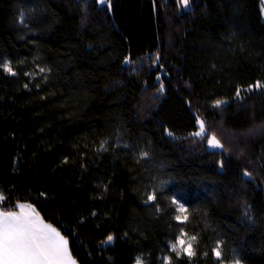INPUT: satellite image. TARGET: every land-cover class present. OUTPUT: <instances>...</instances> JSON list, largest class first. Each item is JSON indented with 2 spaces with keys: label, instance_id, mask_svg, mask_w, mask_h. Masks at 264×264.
Listing matches in <instances>:
<instances>
[{
  "label": "trees",
  "instance_id": "16d2710c",
  "mask_svg": "<svg viewBox=\"0 0 264 264\" xmlns=\"http://www.w3.org/2000/svg\"><path fill=\"white\" fill-rule=\"evenodd\" d=\"M257 82L261 0H0V211L32 205L77 264H264ZM180 232L192 260H163Z\"/></svg>",
  "mask_w": 264,
  "mask_h": 264
},
{
  "label": "snow or ice",
  "instance_id": "6c2138e0",
  "mask_svg": "<svg viewBox=\"0 0 264 264\" xmlns=\"http://www.w3.org/2000/svg\"><path fill=\"white\" fill-rule=\"evenodd\" d=\"M99 2L105 4L108 0H99ZM178 2L188 7L189 0H178ZM3 67L11 72L8 64ZM252 87L250 85L245 91H251ZM255 87L264 88V84L257 82ZM160 91L163 92V86ZM240 92L241 90L237 88L236 95L240 96ZM221 103V101L216 102L217 106ZM203 129L204 125L201 123V131L195 135H204ZM208 143L211 147H221L214 136L208 140ZM244 174L249 175L248 172ZM149 199L153 197L149 196ZM17 207L24 209L25 205L20 204ZM107 239L111 241L113 238L109 236ZM179 243L183 245L184 241L180 240ZM67 244L68 241L50 224L44 223L38 213L28 215L23 211L0 212V264H75L68 253ZM175 248L176 246L173 245L174 250ZM185 251L191 255V246L189 245ZM179 254L177 252V255ZM137 264H140L139 258Z\"/></svg>",
  "mask_w": 264,
  "mask_h": 264
},
{
  "label": "rangeland",
  "instance_id": "374dc122",
  "mask_svg": "<svg viewBox=\"0 0 264 264\" xmlns=\"http://www.w3.org/2000/svg\"><path fill=\"white\" fill-rule=\"evenodd\" d=\"M192 1L193 0H189L188 7H184L182 4H180V10L181 11L187 10L190 7V4H191ZM261 2H262L261 3V13H262V18L264 20V0H261ZM98 3H99V5H105V4H107V3L101 4L99 2V0H98ZM220 101L222 102L220 105L227 103L226 100H220ZM214 104H216V103H214ZM201 123L204 125L203 120L201 118H198V127H197V130L194 132L193 137L194 138H197V139L206 138V145H207L208 150H213V151H219V150H221V147H211L209 145L208 140L211 137H213V136H210V135L207 136L206 129H205V125H204V129H203L204 135H200V136L195 135V133L201 131ZM3 196L4 195L2 193H0V201L1 200H4V197ZM23 205H25V208L24 209H21V208L18 207V209L16 211H14V212H21V211H23L25 214H28V215H32L34 213H37V211L34 209V207L32 205L27 204V203H23ZM28 206H30V207H28ZM176 209H177V212H176V218H177V220L180 221V222H183L185 220V210H184V208L177 204V208ZM39 217H40V215H39ZM40 219L44 223H46L41 217H40ZM57 232H59V231H57ZM60 235H61V233H60ZM180 240H183L184 241V244L183 245H181L179 243ZM173 245L176 246L175 250L173 249ZM189 245L191 246V253H192L191 255H189L188 252L185 251V249H187ZM67 248H68V244H67ZM193 248H194V239L192 237L188 236V234H186L184 232H180V234L177 235L176 239L173 242H171V243L168 244L167 251H166L165 256L163 257V260H166L167 258H169L171 256H174L176 258L187 257L189 260H192V257L194 256L193 255L194 254L193 253ZM177 252H179L180 254L177 255ZM217 252H216V258H217V262H218L217 264H242L239 260H231L229 262L228 261H222L220 255L217 256ZM68 253L70 255L69 248H68ZM70 257H71V255H70ZM71 259L74 261V259L72 257H71ZM139 261H140V264H144L143 261L140 258H139ZM75 264H77V262H75ZM134 264H137V259L135 260V263Z\"/></svg>",
  "mask_w": 264,
  "mask_h": 264
},
{
  "label": "crops",
  "instance_id": "0c3cea01",
  "mask_svg": "<svg viewBox=\"0 0 264 264\" xmlns=\"http://www.w3.org/2000/svg\"><path fill=\"white\" fill-rule=\"evenodd\" d=\"M1 212V211H0Z\"/></svg>",
  "mask_w": 264,
  "mask_h": 264
}]
</instances>
